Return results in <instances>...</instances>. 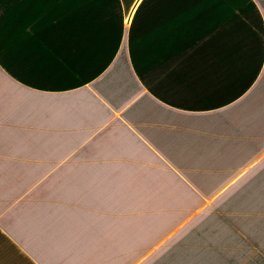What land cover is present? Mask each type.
<instances>
[{
    "label": "crops",
    "instance_id": "0c3cea01",
    "mask_svg": "<svg viewBox=\"0 0 264 264\" xmlns=\"http://www.w3.org/2000/svg\"><path fill=\"white\" fill-rule=\"evenodd\" d=\"M0 264H264V0H0Z\"/></svg>",
    "mask_w": 264,
    "mask_h": 264
}]
</instances>
